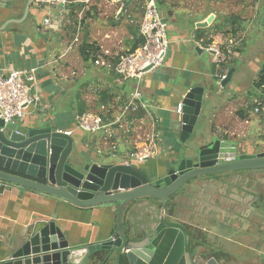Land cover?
<instances>
[{
    "label": "crops",
    "instance_id": "1",
    "mask_svg": "<svg viewBox=\"0 0 264 264\" xmlns=\"http://www.w3.org/2000/svg\"><path fill=\"white\" fill-rule=\"evenodd\" d=\"M230 1L158 2L161 14L168 17V54L164 65L149 72L143 80L141 89L146 107L118 122L134 83L123 81L108 64L137 49L144 0H69L64 9L36 6L33 0H0V75L17 69H34L35 72V81L30 85L37 102L19 123L51 121L58 129L71 131L78 143L83 141L89 155L100 151L115 157L122 153V159L137 146L150 144L149 138L154 132L157 134L154 154L144 161L134 160L132 164L145 171L148 169L153 175L165 174L174 164L176 152L182 148L178 139L182 113L177 110L178 104L183 103L184 94L194 86H203L208 93L209 88L204 83L217 70L207 45L227 40L232 53L218 72L233 69L231 81L225 88L229 90H217L227 94L218 99L209 123L205 124L201 115L197 128L206 140L220 138L243 147L257 144L264 150V119L254 112L255 101L264 93L256 87L264 56L254 55L252 47L251 54H246L245 36L252 35L254 29L246 28L245 14L241 17L225 15ZM263 9L264 1L262 13ZM47 18L52 20L49 26L44 24ZM207 21L206 26H197ZM77 44H80L78 48ZM241 44L242 47H238ZM240 60H252L248 65L252 64L249 81L244 79ZM88 112L111 123L108 130L116 135L114 140H108V135L98 138L78 128V118ZM115 142L118 149L113 153L111 144ZM1 185L2 181L0 261L8 255L13 239L38 221L55 219L72 247L108 240L116 231L117 210L112 205L87 208L68 203L58 205L55 198L45 193L15 185L1 188ZM217 198L214 202L219 204ZM217 207L219 205L211 204V208ZM181 211L183 214L188 210L182 205ZM219 212L220 226L214 223V231L205 227L207 235L198 244V251L205 252L207 242L218 239L226 250L215 253L210 264H235L232 259L235 257L240 259L236 264H264V220L239 216L234 221L235 216L229 209L219 208ZM239 231L247 234L234 237ZM98 253L102 257L105 252ZM102 264L118 263L107 260Z\"/></svg>",
    "mask_w": 264,
    "mask_h": 264
},
{
    "label": "water",
    "instance_id": "2",
    "mask_svg": "<svg viewBox=\"0 0 264 264\" xmlns=\"http://www.w3.org/2000/svg\"><path fill=\"white\" fill-rule=\"evenodd\" d=\"M28 9L29 4L25 15ZM161 17L168 22L165 14ZM260 23L264 26V9ZM233 72L218 81L222 88ZM210 97L200 85L184 94L178 130L182 148L161 175L124 159L104 161L89 155L83 141L78 143L51 121L29 125L0 118L1 188L15 185L42 192L58 205L108 204L117 210V228L108 240L72 247L55 219L38 221L13 239L0 264H210L226 248L218 239H210L205 252L198 251V244L207 235L205 227L214 231V223L220 226L219 208L233 212L234 221L239 216L264 220V150L257 144L206 140L197 125ZM182 200L188 210L183 214ZM246 234L239 231L234 237ZM98 251L105 253L101 257Z\"/></svg>",
    "mask_w": 264,
    "mask_h": 264
},
{
    "label": "built area",
    "instance_id": "3",
    "mask_svg": "<svg viewBox=\"0 0 264 264\" xmlns=\"http://www.w3.org/2000/svg\"><path fill=\"white\" fill-rule=\"evenodd\" d=\"M36 6H50L56 9H64L69 4V0H33ZM144 19L140 26V37L142 41L137 49L129 51L120 57L115 63L108 64V68L116 71L123 81L134 83V88L119 115L118 122L125 120L130 113H136L141 108H145L147 102L141 89L146 75L156 68L164 65L169 49L168 22L161 17L158 0H144ZM51 19L44 21L46 26L51 24ZM227 49V52L224 50ZM214 60L217 73L216 78L222 80L227 72H218L230 59L231 50L228 43L214 42L207 45ZM34 69H17L8 74L0 75V118L5 123L19 122L23 120L30 108L36 102L37 97L32 93L31 82L35 81ZM183 103H179L177 110L182 113ZM254 112L263 116L264 119V99L255 101ZM111 123H107L102 116L93 112L84 113L78 118L77 126L87 133H97L106 130L110 133L107 139L114 138L116 135L109 129ZM71 135V131H65ZM157 134L151 133L150 144L137 146L129 151L125 156V163H132L134 160L144 161L151 157L155 152ZM116 142L111 144V151H116Z\"/></svg>",
    "mask_w": 264,
    "mask_h": 264
},
{
    "label": "rangeland",
    "instance_id": "4",
    "mask_svg": "<svg viewBox=\"0 0 264 264\" xmlns=\"http://www.w3.org/2000/svg\"><path fill=\"white\" fill-rule=\"evenodd\" d=\"M263 1L264 0H231L230 4H229V12H227L228 14L225 15H237V17H241V15L245 14L246 16V28L249 26L250 29H254V33L252 35H248L246 34L245 38H246V42H245V52L247 55L251 54V47L254 51V55L256 56H264V26L261 25L260 23V16L262 14V6H263ZM260 23V24H259ZM254 26H256V28H253ZM249 30V29H247ZM247 32V31H246ZM248 33V32H247ZM242 36H240L241 38ZM244 38V37H242ZM227 43V40H225ZM222 42V41H221ZM224 43V42H222ZM241 43V42H240ZM80 45V44H79ZM79 45L77 44V47H79ZM238 47H242V44L239 45ZM264 60V57L262 58ZM249 61L252 60H246V61H242L240 60V62L242 63V67H243V76L244 79H247V81L250 80V77L252 76V70L250 67H252V64L250 66L249 65ZM215 65V64H214ZM216 73V72H215ZM234 80V79H233ZM219 79L216 78L215 76L211 77L209 79V81L205 82L204 84H206V86L209 88L208 92L210 93L211 97L209 99V101L206 103L205 109L202 112V121L206 124L208 121V118L212 117L214 112H215V106L216 103L218 101V99L222 96V95H226L227 91L229 90V88L225 89L222 88L219 84H218ZM232 84V82L230 83V85ZM221 89H225L226 92L225 93H219L217 92V90H221ZM107 136L110 135L109 132L105 131V130H101L98 131L97 133L92 134V136L95 137H101L103 138V136ZM111 140H114V138H110ZM123 147H120V149H122ZM97 151V150H96ZM109 152H111L109 150ZM106 153V152H105ZM121 156L123 155L122 153H120ZM97 157L100 160H104V161H120V159H122V157L119 156H115L112 157L113 155H105L103 153H99L96 152Z\"/></svg>",
    "mask_w": 264,
    "mask_h": 264
},
{
    "label": "trees",
    "instance_id": "5",
    "mask_svg": "<svg viewBox=\"0 0 264 264\" xmlns=\"http://www.w3.org/2000/svg\"><path fill=\"white\" fill-rule=\"evenodd\" d=\"M162 1L163 0H158V2H162ZM234 18H236V16ZM141 41H142V39L140 38L138 45ZM211 41L212 40H209L208 42H211ZM213 42H215V41H213ZM135 49H136V47L131 51H134ZM224 50L227 52L226 49H224ZM256 87L260 88L264 92V64L261 66V70H260L259 75H258V80L256 81ZM261 99H264V93H263V96L261 97Z\"/></svg>",
    "mask_w": 264,
    "mask_h": 264
}]
</instances>
